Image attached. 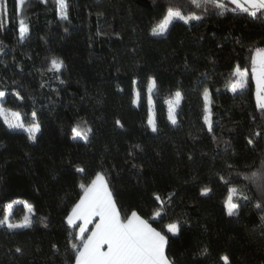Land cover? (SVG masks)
Masks as SVG:
<instances>
[{
	"label": "trees",
	"instance_id": "1",
	"mask_svg": "<svg viewBox=\"0 0 264 264\" xmlns=\"http://www.w3.org/2000/svg\"><path fill=\"white\" fill-rule=\"evenodd\" d=\"M164 4L165 0H69V21L63 22L54 0H27L29 38L20 43L15 0H7L13 19L0 30L8 45L7 54L0 56V90H19L26 99L16 110L30 116L35 107L43 131L32 144L26 134L10 132L0 120V202L27 201L37 210L29 229L0 228V264H73L71 229L64 216L79 192L75 166L90 175L103 170L124 212L136 209L148 217L158 207L156 194L166 205L171 196L164 223L187 221L181 235L170 240L169 255L177 264H223L222 255L230 264H264L260 214L239 201L241 215L228 218L222 208L226 188L217 175L227 178L230 171L255 170L264 158V140L256 139L254 148L247 144L250 134L260 130L254 83L244 95L234 96L225 87L236 63L250 66L249 48L264 46V23L213 12L199 24L177 22L165 37H153L151 27ZM52 56L64 61V84L57 74L42 76L39 71ZM149 77L157 79L159 88L154 94L156 133L146 123ZM134 79L142 92L139 107L132 104ZM205 87L214 94L219 142H213L203 125ZM178 89L184 100L178 126H172L165 101ZM81 118L94 129L90 143L69 139L70 126ZM117 119L122 128L116 126ZM223 141L228 142L227 151ZM229 163L233 169L227 168ZM203 186L214 189L210 197L199 196ZM14 214L22 219V203L14 206ZM155 226L159 228V222ZM203 249L207 256L200 255Z\"/></svg>",
	"mask_w": 264,
	"mask_h": 264
},
{
	"label": "snow or ice",
	"instance_id": "2",
	"mask_svg": "<svg viewBox=\"0 0 264 264\" xmlns=\"http://www.w3.org/2000/svg\"><path fill=\"white\" fill-rule=\"evenodd\" d=\"M155 3L156 0H153ZM27 0H15V32L18 42L23 43L29 38L28 18L24 14ZM41 4H47L48 0H40ZM57 18L60 21H69V0H54ZM215 13L224 16L232 13L235 16L245 15L254 21L264 23V0H165L161 17L151 27L150 34L153 37H165L172 26L177 22L184 25H192L203 22L206 15ZM102 15V14H98ZM12 14L7 7V0L0 4V30L5 28V22L12 23ZM67 31V28H65ZM237 43H240L237 40ZM8 47L4 39L0 38V56L7 53ZM250 66L236 63L231 69L225 81V87L235 96L250 92L254 83L255 109L260 113V129L250 134L247 139L249 146L255 147L256 139L264 140V46H253L249 48ZM214 63V61H212ZM7 67V65H5ZM65 68L64 61L57 56H52L40 69L43 76L46 72L55 73L60 84L65 81L61 78L62 69ZM204 80L208 79L207 73H200ZM201 83L203 81H200ZM137 80H133L132 104L139 107L141 104V90L136 87ZM17 81L13 80L12 85ZM41 88L45 87L41 83ZM123 91L122 88L119 89ZM57 91L58 90H54ZM159 91L158 81L155 77H149L147 81V126L153 133L158 131L157 114L155 110L154 94ZM220 92L219 88L215 89ZM12 96L16 101H25L26 97L19 90H0V120L7 130L13 133L26 134V139L32 144L38 143L42 135L43 125L38 116V110L33 107L30 116L20 110H12L5 107L6 99ZM30 95V94H29ZM184 100L181 90H176L165 101L167 104V120L172 126H178V109ZM203 125L211 134L213 142H219L215 134L213 122L214 94L209 87L202 91ZM255 120L256 117L254 116ZM117 127L123 125L119 119L115 121ZM94 134V129L81 118L74 126H70L69 139L72 141H83L90 143L89 137ZM228 148V142L223 141ZM134 147L139 148V145ZM131 156L132 153L129 152ZM191 159V157H189ZM126 163L128 161H125ZM137 167L136 164L132 165ZM251 167V166H249ZM233 169L232 164L227 165ZM75 173L79 174V192L69 210L65 212L64 221L69 231V246L74 254L73 264H177L174 256L169 255L170 240L172 237L180 236L182 226L187 224L186 220L177 218L164 223V217L172 203V197H168L167 205L159 194L154 196L158 207L148 217L136 209L124 212L118 206V200L110 187L103 170L89 174L82 166H75ZM219 182L226 188V196L222 202L223 213L228 218L241 215V204L239 201L247 202L260 214L261 228L264 229V158L255 170L245 173L230 171L227 178L223 173L217 174ZM214 192L209 186L200 189L199 196L208 198ZM175 195V193H173ZM23 204L24 215L22 219H16L14 206ZM33 204L27 201L10 200L0 202V228L9 232L29 229L33 226V217L36 216ZM156 222H159L158 228ZM47 227V225H44ZM91 226V227H90ZM55 245L53 248L55 249ZM17 253L22 254V249L16 248ZM200 255L207 256V249H203ZM220 259L223 264H230L229 257L222 255Z\"/></svg>",
	"mask_w": 264,
	"mask_h": 264
},
{
	"label": "rangeland",
	"instance_id": "3",
	"mask_svg": "<svg viewBox=\"0 0 264 264\" xmlns=\"http://www.w3.org/2000/svg\"><path fill=\"white\" fill-rule=\"evenodd\" d=\"M6 99L8 100V103L5 105V107L10 108L12 110H16V106L20 102L16 101L15 98L12 96H8Z\"/></svg>",
	"mask_w": 264,
	"mask_h": 264
},
{
	"label": "crops",
	"instance_id": "4",
	"mask_svg": "<svg viewBox=\"0 0 264 264\" xmlns=\"http://www.w3.org/2000/svg\"><path fill=\"white\" fill-rule=\"evenodd\" d=\"M91 227V226H90Z\"/></svg>",
	"mask_w": 264,
	"mask_h": 264
}]
</instances>
